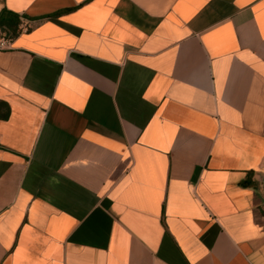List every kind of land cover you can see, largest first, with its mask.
<instances>
[{"label": "crops", "instance_id": "0c3cea01", "mask_svg": "<svg viewBox=\"0 0 264 264\" xmlns=\"http://www.w3.org/2000/svg\"><path fill=\"white\" fill-rule=\"evenodd\" d=\"M0 264H264V0H0Z\"/></svg>", "mask_w": 264, "mask_h": 264}, {"label": "trees", "instance_id": "16d2710c", "mask_svg": "<svg viewBox=\"0 0 264 264\" xmlns=\"http://www.w3.org/2000/svg\"><path fill=\"white\" fill-rule=\"evenodd\" d=\"M21 20L17 13L6 8L0 10V36L13 38L21 32Z\"/></svg>", "mask_w": 264, "mask_h": 264}, {"label": "built area", "instance_id": "2783aa9c", "mask_svg": "<svg viewBox=\"0 0 264 264\" xmlns=\"http://www.w3.org/2000/svg\"><path fill=\"white\" fill-rule=\"evenodd\" d=\"M29 28V25L26 23H23L21 27V31H26ZM10 41L11 39L6 38L4 36H0V49H7L10 47Z\"/></svg>", "mask_w": 264, "mask_h": 264}]
</instances>
